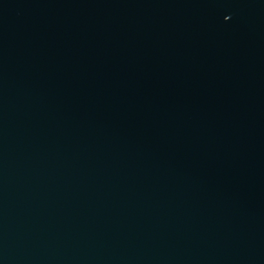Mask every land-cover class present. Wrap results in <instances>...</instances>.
I'll list each match as a JSON object with an SVG mask.
<instances>
[{"label":"water","instance_id":"water-1","mask_svg":"<svg viewBox=\"0 0 264 264\" xmlns=\"http://www.w3.org/2000/svg\"><path fill=\"white\" fill-rule=\"evenodd\" d=\"M0 264H264V0H0Z\"/></svg>","mask_w":264,"mask_h":264}]
</instances>
